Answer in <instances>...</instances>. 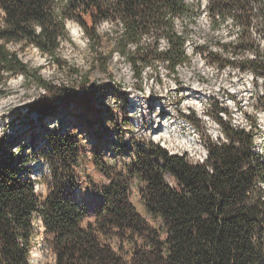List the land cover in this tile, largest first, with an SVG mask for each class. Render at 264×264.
I'll return each instance as SVG.
<instances>
[{
	"label": "trees",
	"instance_id": "1",
	"mask_svg": "<svg viewBox=\"0 0 264 264\" xmlns=\"http://www.w3.org/2000/svg\"><path fill=\"white\" fill-rule=\"evenodd\" d=\"M251 5L262 18L257 29L264 32V0H207L213 27L233 16L241 28L240 41L249 39L256 27ZM185 18H194L186 0H0V82L21 75L42 88L44 94L31 105L42 117L69 104V86L44 78L12 46L36 48L62 66L59 53L71 41L70 21L80 25L97 49L102 46L99 26L113 24L107 34L138 79L160 63L176 72L189 61L186 33L176 24ZM238 44L223 46L235 55ZM228 65L264 74L259 56L230 57L223 64ZM87 84L81 82L80 100L96 92ZM218 120L226 140L208 138L209 157L203 163L136 139L129 140L133 155L123 170L96 153V165L110 182L94 185L101 202L92 222L73 199L84 156L74 135L52 132L42 147L38 134H31L30 155L19 140L0 135V264H31L40 234L55 264H264V154L254 150L252 127ZM37 162L49 166V173L41 175L45 195L39 190L41 179L33 178ZM133 178L142 185L141 199L156 225L131 201Z\"/></svg>",
	"mask_w": 264,
	"mask_h": 264
},
{
	"label": "rangeland",
	"instance_id": "2",
	"mask_svg": "<svg viewBox=\"0 0 264 264\" xmlns=\"http://www.w3.org/2000/svg\"><path fill=\"white\" fill-rule=\"evenodd\" d=\"M186 1L194 18L176 19V24L179 31L186 33L189 61L178 66L176 72L167 63H160L146 68L138 79L126 57L115 50L114 38L107 34L113 24L108 22L99 26L102 35L99 49L90 43L80 25L70 24L71 41H65L59 53L62 66L36 48L21 50L18 45L12 46L44 78L56 85L69 86L72 98L69 104H61L42 117L31 109L44 94L42 88L21 75L5 84L0 82V135L19 140L28 155L32 153L31 134H38L42 147H45L44 137L52 132L74 135L84 156L73 199L87 211L88 222L94 221L95 209L101 202V194L94 187L110 182V177L97 167L95 155L123 170L133 155V142L129 147V140L136 139L142 144L151 141L168 147L183 145L196 156L208 138L217 141L216 128L224 134L220 116L233 127H252L258 152L264 154V74L223 66L230 57L264 58V32L257 29L262 22L257 6L251 5L256 27L249 39L240 41L241 28L233 16H226L220 27H213L207 0ZM74 24L79 27L77 34L72 31ZM237 40L234 55L231 48L226 50L223 45ZM161 47H167L164 39ZM86 80L87 87L96 92L80 100L77 96L81 82ZM48 167L44 162L35 163L33 178L39 181L42 173H49ZM38 185L40 193L45 195V181L41 179ZM141 186L137 179L130 180L131 201L148 222L156 225L141 199ZM30 262L55 264L42 234L38 235Z\"/></svg>",
	"mask_w": 264,
	"mask_h": 264
},
{
	"label": "built area",
	"instance_id": "3",
	"mask_svg": "<svg viewBox=\"0 0 264 264\" xmlns=\"http://www.w3.org/2000/svg\"><path fill=\"white\" fill-rule=\"evenodd\" d=\"M216 128V127H215ZM217 131V141H219L218 137H221V140H225L224 138V134H222V131L218 128H216ZM161 146H163L164 148H174L176 149V154L180 155V156H183V155H186L187 157H190L193 161H196L198 162V160H208V157H209V152H208V149L205 145H203L202 147V150H198V153L196 156L192 155L189 151V148L187 147H184L183 145H180L178 147H168V146H165L164 144H162Z\"/></svg>",
	"mask_w": 264,
	"mask_h": 264
},
{
	"label": "bare ground",
	"instance_id": "4",
	"mask_svg": "<svg viewBox=\"0 0 264 264\" xmlns=\"http://www.w3.org/2000/svg\"><path fill=\"white\" fill-rule=\"evenodd\" d=\"M72 27V31H73V33L74 34H77V32H78V29H79V27L77 26V25H72L71 26ZM169 132V131H168ZM202 147H203V145H201V150H202ZM167 150L171 153V154H176V152H174V151H171L169 148H167ZM254 150L255 151H258V149H257V147L255 146L254 147ZM190 158V157H189ZM191 159V158H190ZM192 160V159H191ZM205 160H198V162H201V163H203ZM196 162V161H195Z\"/></svg>",
	"mask_w": 264,
	"mask_h": 264
},
{
	"label": "water",
	"instance_id": "5",
	"mask_svg": "<svg viewBox=\"0 0 264 264\" xmlns=\"http://www.w3.org/2000/svg\"><path fill=\"white\" fill-rule=\"evenodd\" d=\"M72 23H73V22L70 21V22L68 23V27H69V25L72 24Z\"/></svg>",
	"mask_w": 264,
	"mask_h": 264
}]
</instances>
